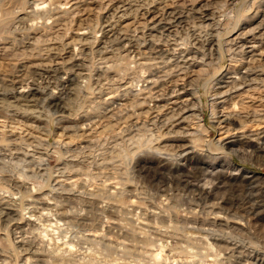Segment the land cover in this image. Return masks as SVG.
I'll list each match as a JSON object with an SVG mask.
<instances>
[{"label": "bare ground", "instance_id": "1", "mask_svg": "<svg viewBox=\"0 0 264 264\" xmlns=\"http://www.w3.org/2000/svg\"><path fill=\"white\" fill-rule=\"evenodd\" d=\"M94 1L75 0L41 46L0 48L12 67L0 70V264L12 262L1 247L9 236L15 264H162L160 252L167 264H264V235L255 237L264 211L255 213L241 182L215 175L229 192L211 204L179 185L153 193L139 184L171 164L187 166L183 184L198 179L197 82L224 49L234 69L216 77L210 97L222 110L212 122L217 147L226 154L264 136L262 4L249 29L222 39L227 0H104L98 39ZM51 140L61 159L53 168ZM127 152L137 159L130 169Z\"/></svg>", "mask_w": 264, "mask_h": 264}, {"label": "rangeland", "instance_id": "2", "mask_svg": "<svg viewBox=\"0 0 264 264\" xmlns=\"http://www.w3.org/2000/svg\"><path fill=\"white\" fill-rule=\"evenodd\" d=\"M103 1L104 0H95L93 5H89L93 10H91V13L93 12L92 25L95 27L94 33L97 35L96 37L101 35L99 32L101 24L99 17L104 10L105 5ZM252 1L254 0H227L225 8H227V5L229 6L225 9V12H227L228 9H233V11L229 20L227 19L225 22L224 31L221 36L222 39L228 37L236 27H246V29L243 30L249 29L252 25L249 26L247 20L253 12L252 10L257 7L256 5H258L259 2L262 4L260 9L264 12V0H256L255 3L251 5ZM74 2L75 0H0V48L11 47V44H13L16 49L24 50L21 45L24 46V44L28 42L34 43L35 47L41 46L43 41L46 40L45 36H51L52 33L60 27L63 20L68 18L67 16L64 17V15L73 6L72 4ZM28 12H33L31 14L33 16L29 15ZM74 24L75 22H73L70 28L71 30L75 28ZM70 35H72V33H70ZM98 39H100V37H98ZM2 53L3 52H0V55H2ZM25 54L29 53L25 52ZM9 57L10 56H8L7 61L0 62L2 64L0 70L7 74L12 72V67L8 66L11 60ZM124 63L126 62L124 61ZM233 65L234 63L224 49L217 63L208 68L206 73L201 72L197 82V96L201 102V123H198V126H194L196 124L193 125V122H191V126L195 127L197 131H193V134L196 135L195 139L198 141L197 143L200 146H204L205 149V152L199 156V160L191 164V167L194 165L199 167L200 173L198 174V179H192L191 186L183 184L181 178L187 166L183 168L171 164L167 167H161L157 174H146L148 176L146 181H140V185L153 193L161 188L171 189L179 185L181 189H183V194L188 195V197H190L189 199L193 198L194 201H198L202 204H211L217 202L218 199L229 192V187L225 188L222 185L217 186V183H215V175L224 173L228 177H231L233 181L236 180L239 184L241 182V194L250 199L251 207L254 206L255 213L261 212L262 210L264 211V136L253 142L245 140L241 143L230 145L228 146L226 154L220 153L222 151L218 149L216 143L219 139V135L218 131L213 127L212 122L214 117L219 115V112L222 110L218 106L212 105L210 97L213 94L216 79L220 78L222 74H226L227 70H233ZM261 95L264 94L262 93ZM231 104L232 102L225 106L227 108V113H234V106L229 108ZM262 104L264 106V98ZM237 106L240 107L239 105ZM250 108L253 109L254 107ZM246 113H248V111H246ZM239 116L241 117L242 114H239ZM49 126L51 129H54L53 120H50ZM234 126L238 128V125L235 124ZM257 131L259 130L255 129L254 133ZM146 140L147 139H144L143 143L147 142V148L155 146V141L153 139H149V141ZM180 144L181 143L177 145ZM48 147L53 155V164L51 166L53 168L61 159L53 149L54 144L52 140L49 142ZM126 156L127 163L130 164V169L136 157L131 152H127ZM154 157L153 154L147 157L148 161L146 165L148 167H154V164H156L155 161L157 160H155ZM247 217L248 216L243 218L244 223L248 222L249 218ZM247 229L251 233H254L251 227H247ZM255 233L257 235V231H255ZM249 235L251 236V234H248V236ZM256 235L255 237L258 239L263 237L264 234L259 237ZM55 236L57 237L56 240L59 241L58 234ZM40 237L42 241L47 243L45 245L52 248L53 243L49 242L51 238L43 235ZM251 237L252 240L255 241V239H253L254 236L252 235ZM1 243V247L11 253L9 258H11L12 264H15L17 260L20 261L21 255L19 257L18 253L14 250L12 238L10 236L7 238L3 237ZM209 243L211 242L209 241ZM262 244L264 245V241ZM162 255H164V252H162V254L160 252V256L156 261L167 264L163 260ZM5 262H9V260H5ZM11 263L9 262L8 264ZM77 264L79 263L77 262Z\"/></svg>", "mask_w": 264, "mask_h": 264}]
</instances>
